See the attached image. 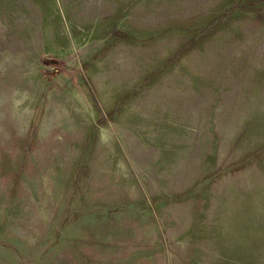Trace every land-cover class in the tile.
I'll list each match as a JSON object with an SVG mask.
<instances>
[{
	"label": "rangeland",
	"instance_id": "1",
	"mask_svg": "<svg viewBox=\"0 0 264 264\" xmlns=\"http://www.w3.org/2000/svg\"><path fill=\"white\" fill-rule=\"evenodd\" d=\"M0 264H264V0H0Z\"/></svg>",
	"mask_w": 264,
	"mask_h": 264
},
{
	"label": "bare ground",
	"instance_id": "2",
	"mask_svg": "<svg viewBox=\"0 0 264 264\" xmlns=\"http://www.w3.org/2000/svg\"><path fill=\"white\" fill-rule=\"evenodd\" d=\"M59 155H60V154H59ZM61 158H62V157H61ZM53 160H54V159H53ZM55 160H56V159H55ZM55 160H54V162H56V161H57V160H56V161H55ZM58 162H59V161H58ZM46 164H47V163H46ZM56 164H58V163L56 162ZM61 164H62V163H61ZM61 166H62V165H61ZM57 168H58V167H57ZM59 168H60V167H59ZM62 168H63V167H62ZM55 169H56V168H55Z\"/></svg>",
	"mask_w": 264,
	"mask_h": 264
}]
</instances>
